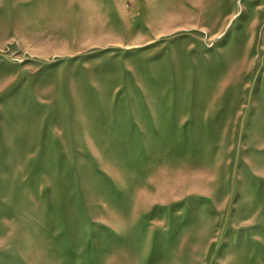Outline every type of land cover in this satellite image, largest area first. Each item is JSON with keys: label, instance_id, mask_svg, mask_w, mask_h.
Wrapping results in <instances>:
<instances>
[{"label": "rangeland", "instance_id": "374dc122", "mask_svg": "<svg viewBox=\"0 0 264 264\" xmlns=\"http://www.w3.org/2000/svg\"><path fill=\"white\" fill-rule=\"evenodd\" d=\"M0 264H264V0H0Z\"/></svg>", "mask_w": 264, "mask_h": 264}]
</instances>
